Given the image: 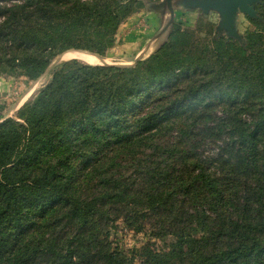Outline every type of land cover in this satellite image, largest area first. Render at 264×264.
<instances>
[{"label":"trees","instance_id":"1","mask_svg":"<svg viewBox=\"0 0 264 264\" xmlns=\"http://www.w3.org/2000/svg\"><path fill=\"white\" fill-rule=\"evenodd\" d=\"M160 1L0 0V77L106 59ZM249 19L241 38L172 22L131 66L62 61L0 114V264H264V12ZM120 225L147 242L121 248Z\"/></svg>","mask_w":264,"mask_h":264},{"label":"rangeland","instance_id":"2","mask_svg":"<svg viewBox=\"0 0 264 264\" xmlns=\"http://www.w3.org/2000/svg\"><path fill=\"white\" fill-rule=\"evenodd\" d=\"M261 11L264 12V5L260 7L259 14ZM202 19L205 23L212 22L215 32L218 31L219 16L214 12L206 14L200 9L191 8L188 6L187 0H171L170 4L168 0L158 3L146 2L142 12L132 15L120 25L115 35V48L108 58L100 59L94 54L73 50L64 53L62 57L59 55L52 64L56 63L57 65L62 61L78 59L94 65L131 66L135 60L148 56L161 47L167 39L168 27L172 22L181 23L183 27L190 29H198ZM252 29H254V25L249 18L238 17L237 30L241 37H244L246 32ZM222 36L228 37L226 32H222ZM73 53L89 55L92 61L68 56ZM52 64L36 79L0 77V114L3 117H16L22 106L49 82L50 71L55 66L51 68ZM112 238L115 244L126 250L139 248L148 240L145 235L135 234L121 225ZM158 244L159 248H162V243Z\"/></svg>","mask_w":264,"mask_h":264},{"label":"water","instance_id":"3","mask_svg":"<svg viewBox=\"0 0 264 264\" xmlns=\"http://www.w3.org/2000/svg\"><path fill=\"white\" fill-rule=\"evenodd\" d=\"M170 1L168 0L169 4ZM254 1L256 0H187V4L189 7L200 9L206 14L218 13L220 16L218 32H226L228 37L241 38L237 30L238 14L242 13L250 18L254 17L255 11L248 7V3ZM54 65L56 63L52 64L51 68Z\"/></svg>","mask_w":264,"mask_h":264},{"label":"flooded vegetation","instance_id":"4","mask_svg":"<svg viewBox=\"0 0 264 264\" xmlns=\"http://www.w3.org/2000/svg\"><path fill=\"white\" fill-rule=\"evenodd\" d=\"M263 5H264V0H256L253 3H248V7L252 8L255 11V13H256L254 17H259V9ZM216 14L219 16L218 13H216ZM238 17H243V18H247V19L250 18L248 15H245V14H242V13H239Z\"/></svg>","mask_w":264,"mask_h":264},{"label":"bare ground","instance_id":"5","mask_svg":"<svg viewBox=\"0 0 264 264\" xmlns=\"http://www.w3.org/2000/svg\"><path fill=\"white\" fill-rule=\"evenodd\" d=\"M68 56H72V57H77V58H82L84 60H89V61H92L91 57L89 55H86V54H78V53H73V54H70Z\"/></svg>","mask_w":264,"mask_h":264}]
</instances>
